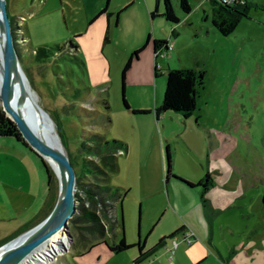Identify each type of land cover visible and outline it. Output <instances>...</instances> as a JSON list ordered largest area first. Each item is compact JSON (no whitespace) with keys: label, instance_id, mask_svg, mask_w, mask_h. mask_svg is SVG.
I'll return each instance as SVG.
<instances>
[{"label":"rangeland","instance_id":"obj_1","mask_svg":"<svg viewBox=\"0 0 264 264\" xmlns=\"http://www.w3.org/2000/svg\"><path fill=\"white\" fill-rule=\"evenodd\" d=\"M249 1L257 7L234 33L224 36L213 24L211 0H190V14L183 13L179 1L173 0L181 22L176 26L177 35L171 36L172 29L161 16L154 22L150 17L143 19L139 1L134 5L133 0H6L24 52L22 67L39 103L62 121L67 151L75 158L82 137L93 132L128 147L117 154L119 169L111 173L110 185L120 189L124 200L118 205V225L107 234V243L91 248L95 238L87 234V243L81 241L78 229L70 223L73 241L51 264H130L140 252L138 246L114 253L108 244L124 235L131 244L143 242L156 216L167 207L180 212L186 203H197L196 194H190L195 188L186 193L175 187L170 191L174 198H170L166 180L174 172H190V162L198 166L196 152L206 148L207 140L216 144L215 155L220 161L216 163L214 158V164L228 167L222 177H228L231 169L233 177L239 179L233 208L223 209L224 215L229 216V211L256 215L264 211V0ZM108 4L109 10L115 11L110 24L107 13L92 22L100 12L89 18L92 10H102ZM163 9L161 6L160 12ZM154 32L174 49L150 65L143 55L154 52ZM149 37L151 41L127 73V109L122 72L132 53ZM71 39L79 45L83 63L76 61L68 48L45 62L36 60L34 51L39 47L62 45ZM178 51L182 52L180 57ZM168 65L205 71L195 112L200 128L192 127L195 117L190 121L175 112L156 114L165 94ZM140 108L152 111L133 113ZM106 115L112 119L110 126H105ZM12 141L0 137V242L16 235L14 225L22 220L15 217L14 208L1 194L13 187L6 184L10 172L14 173L10 179L14 184L22 177L15 174L21 171L25 158ZM225 194L220 190V198ZM194 212L188 216H195ZM250 217L253 219L252 214ZM162 253L157 251L145 264H162ZM173 253L165 255L166 260L173 258Z\"/></svg>","mask_w":264,"mask_h":264},{"label":"trees","instance_id":"obj_2","mask_svg":"<svg viewBox=\"0 0 264 264\" xmlns=\"http://www.w3.org/2000/svg\"><path fill=\"white\" fill-rule=\"evenodd\" d=\"M178 1L180 9L183 13L190 14L192 12L193 8L190 0ZM211 1L214 4L213 24L224 36L234 33L240 22L244 18H248L252 9L257 7V4L250 2L249 0H235L232 3L225 2L224 0ZM161 6L164 7L162 13H160ZM108 7L109 4L93 18L92 22L96 20L101 14L105 13ZM159 15L165 17L167 22H169L171 25V36L177 35L176 26L181 22V18L178 16L173 0H155V8L151 12V17L152 19H155ZM10 19L15 46L21 64L23 65L24 52L21 51V48L18 44V27L14 24L11 16ZM107 39L108 36H106V40ZM150 41L151 37H149L147 43L143 47L132 53L122 72L123 102L127 109H130V104L126 98L125 92L127 73L133 64L134 59L140 57L141 52L147 47ZM65 48L70 50L71 56L76 61L80 63L82 62V59L78 55L79 45L74 39H71L62 45L57 44L55 46L39 47L34 51L36 56L35 58L37 61L45 62L51 55L62 52ZM154 49L156 53H167L169 51V43L167 40L155 39ZM158 72L159 67L156 64V76H158ZM166 78L167 81L164 98L162 104L156 108V114L160 116L167 112H175L182 115L185 119L191 118L197 111L199 89L204 86L205 71L197 68L168 67L166 69ZM107 107L109 108L110 106L107 105ZM133 113L137 115H145L149 114L150 111L144 109H135L133 110ZM52 116L56 121L59 134L64 142L65 147L67 148L65 143L66 134L63 123L54 114ZM104 121L105 126H110L112 123V119L109 115H106ZM0 137L14 138L22 146L35 153L24 139L21 131L17 127V124L7 116L1 103ZM127 149V145L122 141L115 138L109 140L103 134L93 132L82 137L77 148V155L75 158L72 157L71 152H68L72 164L74 165L77 172L76 197L78 202L77 212L71 219L70 223L75 229H78L81 241L87 243L88 235H92V237L95 238L93 240L94 242L90 243L92 244L91 248L95 247L96 244L101 242L107 243V234L111 231H114L115 226L118 225L117 208L119 204L122 205L124 195L121 193L118 187H113L110 185V179L111 173H114L119 169L117 154L121 151H126ZM38 157L40 158L47 173L50 213L57 201L59 183L49 164L42 157ZM173 176L190 188H202L201 203L203 211L205 212V215L208 219H215L217 212L207 195L210 188L215 185V180L212 174L208 172L205 177L197 184L187 181L186 179L175 174ZM33 226H29L25 228L24 231L0 242V246L14 239ZM83 230H85L87 233H84ZM177 232L179 231H176L175 233ZM175 233L171 234L170 236H174ZM165 240L166 238H163L155 247L145 250V243L139 241L138 243L131 244L127 241L126 236L124 235L118 242L108 244V247L110 251L114 253H121L134 246H138L140 252L130 264H144L146 260L155 254L157 248L163 245Z\"/></svg>","mask_w":264,"mask_h":264},{"label":"crops","instance_id":"obj_3","mask_svg":"<svg viewBox=\"0 0 264 264\" xmlns=\"http://www.w3.org/2000/svg\"><path fill=\"white\" fill-rule=\"evenodd\" d=\"M138 1L142 5L141 12L143 19H149L150 17L153 22L157 20V18L152 19L151 17V12L155 8V0H133L132 3L135 5ZM99 11H101V7H96L88 15L89 18L94 17ZM162 12L163 10L160 13ZM105 13H107V19L110 24V18L115 11H110L108 7ZM159 16H161L160 20H163L165 25L172 29L169 22L166 19H162V15ZM154 37L155 39L165 40L157 36L156 32H154ZM169 51L167 53H156L154 49V52L147 51L143 55V58H146L148 63L153 65L154 61L157 62L158 57H166ZM181 53V51H178L176 54L180 57ZM172 68L177 67L173 66ZM140 109L149 110L150 113L152 111L151 108ZM193 117H195V122L192 127L200 128L199 120L195 114L189 120L191 121ZM210 132L209 130L208 133ZM11 140H13L12 144L21 150V155H23L25 161L21 164V171L15 174V176L22 175L20 180H15V184L11 182L10 179L14 177V173L10 172L8 176L9 181L6 184L10 187L12 183L13 187L11 189L7 187L9 190L3 189L1 194L3 200L7 201L12 206L11 208H14L15 217L22 219L14 225L17 227L16 234H18L24 231L25 228L36 225L45 219L48 216L50 205L47 173H45L46 170L40 158L14 138H11ZM206 143V148L203 147L196 152V164L198 166H194L193 162H190V172L174 173L195 184L200 182L208 172L212 176H221L218 180L214 179L215 185L210 188L207 194L217 212L216 218L213 220L208 219L203 211V207L199 211L198 204L202 206V188L196 187L195 191L190 194H196L197 203L195 201L191 205L186 203L184 207L180 208L182 211L178 210L180 212L167 207L158 218L156 216L155 219L157 220L153 228L148 232L143 241L145 243V250L155 247L161 239L166 238L163 245L156 250V252L159 250L163 252L160 254L162 258L164 257L161 260L162 264H264V211L258 212L257 215L251 211L242 213L229 211L227 213L229 216L224 215L225 210L223 209L233 208L235 203L233 192L239 185V179L233 177L231 169L228 177H222L227 172L228 167L224 169L223 165L214 164V158H216V163L220 161L219 156L215 155L216 144L214 141L209 142L208 140ZM205 160H207L206 165L204 164ZM170 176L166 180L169 186L168 194L170 198H174V195H170L172 194V190L173 192L175 191L173 189L175 187L186 193L187 190H190V187L185 186L174 176ZM1 183L3 186L6 185L3 180ZM220 190L226 191V194L222 198L219 195ZM13 203H16V207H13ZM194 210L195 216L189 217L188 215ZM251 214L253 215V219L250 217ZM151 222L153 223L154 220H151ZM176 231L179 232L175 233ZM187 231L194 233V241L191 244H188L184 239ZM173 233L175 235L171 237L170 235ZM175 241L178 243V246L174 249V257H169V260H166L165 255L171 253ZM164 261H169V263Z\"/></svg>","mask_w":264,"mask_h":264},{"label":"water","instance_id":"obj_4","mask_svg":"<svg viewBox=\"0 0 264 264\" xmlns=\"http://www.w3.org/2000/svg\"><path fill=\"white\" fill-rule=\"evenodd\" d=\"M0 100L7 116L13 120L34 152L42 157L55 173L59 191L57 201L49 215L41 222L0 246V264H23L43 249L59 232L70 242L73 235L70 221L77 212V172L64 146L57 148L51 134L53 116L42 107L37 96L27 86L29 79L22 67L15 46L11 19L6 0H0ZM63 145V144H62ZM64 252L67 246H63Z\"/></svg>","mask_w":264,"mask_h":264},{"label":"bare ground","instance_id":"obj_5","mask_svg":"<svg viewBox=\"0 0 264 264\" xmlns=\"http://www.w3.org/2000/svg\"><path fill=\"white\" fill-rule=\"evenodd\" d=\"M1 43V41H0ZM0 52H1V44H0ZM0 57H1V53H0ZM27 86L30 92H33L35 94V92L33 91L30 83L27 82ZM36 95V94H35ZM48 124L50 125V128H52L50 130L51 134H53L54 136L56 135V128L54 127L50 120L47 119ZM53 142L55 147L57 148H62V146H64L62 139L61 141L59 140L58 137L55 136V138H53ZM63 144V145H62ZM65 148V146H64ZM69 239L67 238L66 234L64 232H59L58 234H56L53 239L47 243L42 250H40L34 257L35 258H30L28 261H25L23 264H51L54 260H56L58 258L59 255H62L64 250H63V246H69Z\"/></svg>","mask_w":264,"mask_h":264},{"label":"built area","instance_id":"obj_6","mask_svg":"<svg viewBox=\"0 0 264 264\" xmlns=\"http://www.w3.org/2000/svg\"><path fill=\"white\" fill-rule=\"evenodd\" d=\"M225 2H228V3H232L234 2L235 0H224ZM174 48V45L173 44H169V50L173 49ZM166 53V52H165ZM185 241L188 243V244H191L193 241H194V233L192 231H187L185 233ZM178 246V243L175 241L174 242V248L172 250V252H174V249H176V247Z\"/></svg>","mask_w":264,"mask_h":264}]
</instances>
